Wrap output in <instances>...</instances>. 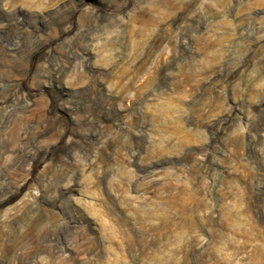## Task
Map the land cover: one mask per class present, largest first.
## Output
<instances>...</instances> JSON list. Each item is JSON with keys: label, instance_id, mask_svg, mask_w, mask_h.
<instances>
[{"label": "rangeland", "instance_id": "rangeland-1", "mask_svg": "<svg viewBox=\"0 0 264 264\" xmlns=\"http://www.w3.org/2000/svg\"><path fill=\"white\" fill-rule=\"evenodd\" d=\"M1 35L0 264H264V0H0Z\"/></svg>", "mask_w": 264, "mask_h": 264}, {"label": "bare ground", "instance_id": "bare-ground-1", "mask_svg": "<svg viewBox=\"0 0 264 264\" xmlns=\"http://www.w3.org/2000/svg\"><path fill=\"white\" fill-rule=\"evenodd\" d=\"M0 37H2V35ZM4 41H5L6 44H9L11 42L10 40H4Z\"/></svg>", "mask_w": 264, "mask_h": 264}]
</instances>
